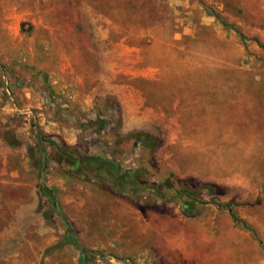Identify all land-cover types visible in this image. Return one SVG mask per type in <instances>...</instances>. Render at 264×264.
<instances>
[{
    "label": "rangeland",
    "instance_id": "obj_1",
    "mask_svg": "<svg viewBox=\"0 0 264 264\" xmlns=\"http://www.w3.org/2000/svg\"><path fill=\"white\" fill-rule=\"evenodd\" d=\"M0 264H264V0H0Z\"/></svg>",
    "mask_w": 264,
    "mask_h": 264
},
{
    "label": "trees",
    "instance_id": "obj_2",
    "mask_svg": "<svg viewBox=\"0 0 264 264\" xmlns=\"http://www.w3.org/2000/svg\"><path fill=\"white\" fill-rule=\"evenodd\" d=\"M41 187H42V189H43L44 191H46V193H48V195L52 198L53 195H52V191H51V189L48 188V187H46L45 185H42ZM54 203H55V206L58 208V204H57L56 200H54ZM80 251H81V253H84V252H85V249L82 248V247H80Z\"/></svg>",
    "mask_w": 264,
    "mask_h": 264
}]
</instances>
